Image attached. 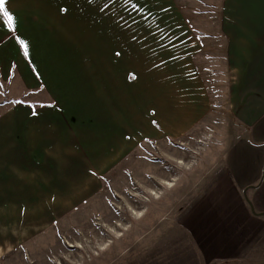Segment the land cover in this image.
Masks as SVG:
<instances>
[{"label":"rangeland","instance_id":"1","mask_svg":"<svg viewBox=\"0 0 264 264\" xmlns=\"http://www.w3.org/2000/svg\"><path fill=\"white\" fill-rule=\"evenodd\" d=\"M109 1L110 14L108 7L100 14L83 15L68 6L62 22L51 23L50 40L25 42L27 52L30 47L37 52L36 64L30 68L39 77L46 59L58 53L69 56L68 72L76 68L75 76H83V87L92 91L93 79L86 78L94 69L92 56L111 48L115 64L126 72L121 79L127 89L131 86L136 100L138 92L148 87L152 103L158 88L168 91L181 86L200 97L197 104L205 113L175 138L166 136L161 142L145 138L112 168L102 164L100 173L88 174L94 168L86 166L84 189L76 188L71 169H61L63 177L70 178L68 186L62 184L67 188L56 189L59 169L37 168L44 175L38 172L30 190L15 192L20 193L19 200L13 198L19 205L0 206L4 249L0 264H205L179 218L223 169L220 156L239 135L229 109L230 80L222 68L227 58L226 46L220 42L226 41L208 29L211 25L202 28L201 22L210 16L204 15V0H101L102 4ZM73 57L80 62L76 64ZM23 66H14L12 78L2 84L5 97L0 113L15 101L54 102L43 81L28 91ZM131 74L135 78L130 79ZM176 81L179 86L173 85ZM9 93L20 97L10 99ZM148 113L158 128L155 107L150 105ZM108 149L109 154L114 152L113 146ZM167 149H176L184 159H170ZM151 159L158 160L160 168L165 166L171 179L163 180L170 185L161 181L159 188L147 191L141 181L151 170Z\"/></svg>","mask_w":264,"mask_h":264},{"label":"crops","instance_id":"2","mask_svg":"<svg viewBox=\"0 0 264 264\" xmlns=\"http://www.w3.org/2000/svg\"><path fill=\"white\" fill-rule=\"evenodd\" d=\"M105 4L110 14V1L6 0L14 26L9 29L0 17V85L12 78L14 66L24 64L27 74L21 75L28 91L43 81L54 102L37 104L32 99L33 103H17L0 113V206L19 205L13 198L19 200L20 193L15 192L30 190L38 172L40 177L44 175L37 168L59 169L56 173L60 186L56 189L67 188L62 184L68 186L70 178L63 177L61 169H71L70 174L76 175L71 179L76 188L82 185L84 189L86 166L94 168L88 174L100 173L102 164L109 163L112 168L145 138L160 142L166 136L175 138L205 113L197 104L200 97L186 93L178 81L173 83L178 89L158 88L152 103L149 87L140 90L136 100L131 86L127 89V82L122 80L126 72L115 64L111 48L102 55L99 49L100 53L92 56L94 69L86 75L93 79L92 91L83 87V76H75L76 68L74 73L68 72L69 56L60 53L54 58L46 54L51 59L45 60L48 64L38 77L36 69L30 68L36 64L37 52L30 47L25 55L20 41L43 42L51 38V23L62 22L68 6L77 14L93 15L104 11ZM203 8L204 15L210 16L201 22L205 25L202 28L211 25L208 29L226 41L220 42L226 46L223 53L227 58L222 68L230 80L229 109L239 135L220 156L223 169L180 216L179 225L205 264H264V0H204ZM72 61L80 62L74 57ZM15 94L9 93V98L20 97ZM4 97V89L0 88V102ZM150 105L155 107L158 128L150 121ZM112 146L114 152L109 154ZM173 149H167L170 159H184ZM143 158L149 162L148 155ZM151 161V170L141 181L147 191L171 179L165 166L160 168L158 160Z\"/></svg>","mask_w":264,"mask_h":264},{"label":"snow or ice","instance_id":"3","mask_svg":"<svg viewBox=\"0 0 264 264\" xmlns=\"http://www.w3.org/2000/svg\"><path fill=\"white\" fill-rule=\"evenodd\" d=\"M125 2H129V0H125ZM6 0H0V17H2L5 22H6V26L9 29L13 28V21H14V17L13 15L10 13V11L6 8ZM105 7H107V4L105 5ZM133 7H135V5H133ZM20 43L24 46V51H25V55L28 54L27 52V44L24 41H20ZM117 55H120V53H117ZM135 78L134 74L130 75V79ZM3 86L0 85V88H2ZM22 101H15L14 103H21ZM153 123H155V121H153Z\"/></svg>","mask_w":264,"mask_h":264},{"label":"bare ground","instance_id":"4","mask_svg":"<svg viewBox=\"0 0 264 264\" xmlns=\"http://www.w3.org/2000/svg\"><path fill=\"white\" fill-rule=\"evenodd\" d=\"M181 162V160L179 161ZM164 184L170 185V183L168 181H163ZM3 250V249H2Z\"/></svg>","mask_w":264,"mask_h":264}]
</instances>
